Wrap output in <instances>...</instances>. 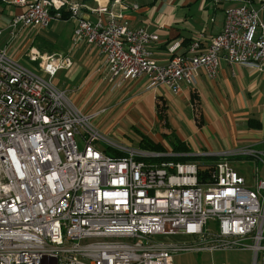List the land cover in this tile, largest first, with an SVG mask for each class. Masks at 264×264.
Wrapping results in <instances>:
<instances>
[{
    "label": "built area",
    "instance_id": "1",
    "mask_svg": "<svg viewBox=\"0 0 264 264\" xmlns=\"http://www.w3.org/2000/svg\"><path fill=\"white\" fill-rule=\"evenodd\" d=\"M0 1L22 7L12 32L44 29L67 11L73 45L98 46L116 88L146 75L149 87L177 93L195 85L200 67L215 77L223 60L264 73V21L251 0L227 9L223 30L206 44L199 35L183 54L171 44L166 63L152 56L157 33L128 26L107 6L98 8L106 20L92 21L83 0ZM27 58L47 78L0 50V264H175L183 251L233 247L264 264V179L252 188L223 159L204 183L195 162L158 163L166 154L112 142L95 125L99 113L82 111L52 82L72 65L69 55L32 49ZM101 140L126 155L108 154ZM235 154L264 163L252 148ZM180 234L194 242L159 239Z\"/></svg>",
    "mask_w": 264,
    "mask_h": 264
},
{
    "label": "crops",
    "instance_id": "2",
    "mask_svg": "<svg viewBox=\"0 0 264 264\" xmlns=\"http://www.w3.org/2000/svg\"><path fill=\"white\" fill-rule=\"evenodd\" d=\"M242 2L120 0L114 3L113 0H87L85 17L92 21L106 20V13L99 12L98 8L107 6L128 26L157 33L158 40L151 44L152 56L159 63H166L173 57L169 51L171 44H178L177 54L187 53L188 45L199 35H205L206 44L209 36L223 30L226 10ZM251 2L264 21V0ZM21 11L18 3L0 1V50L4 49L11 57L21 53L17 59L30 62V69L46 78L38 62L28 60V52L33 49L40 53L69 55L72 65L58 69L52 78L53 84L64 90L82 111L98 112L95 125L118 144H135L141 149L140 142L145 135L164 145L168 150L164 154L183 156L203 166L215 165L223 159L230 162L228 156L244 148L264 152V73L248 66L230 65L223 60L215 77H210L206 69L200 67L195 85H183L177 93L165 85L149 87L146 75L116 88L107 80L106 59L100 48L86 41L73 45L74 20L53 18L44 29L17 28L12 32V17ZM61 26L62 29L69 28L67 40L60 41L63 32H52ZM193 91L200 97L201 125L195 116ZM158 98H163L167 104L164 121L157 114ZM170 140L182 143L188 151L171 152ZM255 159L261 161L258 157ZM174 237L179 239L169 240L194 242L189 235Z\"/></svg>",
    "mask_w": 264,
    "mask_h": 264
},
{
    "label": "rangeland",
    "instance_id": "3",
    "mask_svg": "<svg viewBox=\"0 0 264 264\" xmlns=\"http://www.w3.org/2000/svg\"><path fill=\"white\" fill-rule=\"evenodd\" d=\"M21 13V12H20ZM69 26V25H68ZM66 27V26H65ZM62 29V26L57 28L58 30H53L52 32H63L62 36L60 34V41L67 40L69 35V28ZM62 29V30H61ZM21 54V53H20ZM17 54L12 57V59L23 67H27L28 69L32 68V64L24 59L18 60L17 58L20 56ZM21 63V64H20ZM34 70H37L34 68ZM38 73V72H37ZM59 75V74H58ZM106 136V135H105ZM112 142H115L109 136H106ZM108 142L105 140H101L99 142V146L101 148H105L108 146ZM124 146V145H123ZM128 148H136L135 144L130 146H125ZM230 164L238 170L241 174H243L247 180V184L252 188H256V183L258 179H264V163L263 161H259L255 159V157L243 155V154H231L230 156ZM229 161V160H228ZM211 163V162H209ZM179 239V237H159L162 240H174ZM175 264H253V251L249 249H244L241 247H233V248H214L208 249L204 251H183L178 253L175 257Z\"/></svg>",
    "mask_w": 264,
    "mask_h": 264
},
{
    "label": "trees",
    "instance_id": "4",
    "mask_svg": "<svg viewBox=\"0 0 264 264\" xmlns=\"http://www.w3.org/2000/svg\"><path fill=\"white\" fill-rule=\"evenodd\" d=\"M83 1H87V0H83ZM55 11L52 10V13H54ZM62 18L63 19H68L69 18V13L65 10L62 11ZM192 101L194 104V108H195V116H196V120L198 122L199 125H201L203 123V112H202V107H201V102H200V97L198 95L197 92L193 91L192 92ZM156 110H157V114L159 116V118L164 121L166 119V115H167V104L166 101L163 98H158L157 102H156ZM171 141V140H170ZM140 148L142 150H146V151H151V152H159V153H167L168 150L167 148L162 145L161 143H156L154 141H152L150 138H148L147 136H143L142 140L140 142ZM171 152L173 153H181V152H187L188 148L183 145L182 143H178L176 141H171ZM106 152L112 156H116V157H123L126 155V153L124 151H119L116 150L110 146H106ZM190 159L185 158L183 156H175V155H162L160 157L154 158L153 161L154 162H164V161H175V162H186ZM214 166L213 164L211 165H201L198 164V178L199 181L201 182H206L207 178L209 177V174H211V172L214 170Z\"/></svg>",
    "mask_w": 264,
    "mask_h": 264
}]
</instances>
